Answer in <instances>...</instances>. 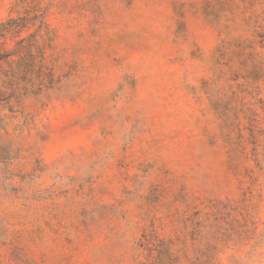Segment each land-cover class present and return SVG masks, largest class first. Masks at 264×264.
I'll return each mask as SVG.
<instances>
[{"label": "rangeland", "instance_id": "rangeland-1", "mask_svg": "<svg viewBox=\"0 0 264 264\" xmlns=\"http://www.w3.org/2000/svg\"><path fill=\"white\" fill-rule=\"evenodd\" d=\"M0 264H264V0H0Z\"/></svg>", "mask_w": 264, "mask_h": 264}, {"label": "trees", "instance_id": "trees-1", "mask_svg": "<svg viewBox=\"0 0 264 264\" xmlns=\"http://www.w3.org/2000/svg\"><path fill=\"white\" fill-rule=\"evenodd\" d=\"M2 58H0V60H1Z\"/></svg>", "mask_w": 264, "mask_h": 264}]
</instances>
